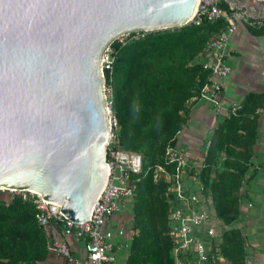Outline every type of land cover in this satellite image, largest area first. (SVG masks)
Segmentation results:
<instances>
[{"label": "water", "instance_id": "water-1", "mask_svg": "<svg viewBox=\"0 0 264 264\" xmlns=\"http://www.w3.org/2000/svg\"><path fill=\"white\" fill-rule=\"evenodd\" d=\"M196 1L0 0V186L93 220L111 162L102 52L133 30L188 24ZM221 1L264 18V0Z\"/></svg>", "mask_w": 264, "mask_h": 264}, {"label": "trees", "instance_id": "trees-1", "mask_svg": "<svg viewBox=\"0 0 264 264\" xmlns=\"http://www.w3.org/2000/svg\"><path fill=\"white\" fill-rule=\"evenodd\" d=\"M219 7L230 10L221 0ZM224 27L223 20H203L198 25L150 31L123 44L111 43L112 69L105 75L112 90L118 144L142 157L141 172L128 181L135 197L128 214L131 236L125 264H173L167 235V184L162 177L154 178V170L171 167L165 149L176 145L187 122L186 105L209 79L198 58ZM250 30L254 35L263 33V29ZM263 105L264 93L247 94L240 108L225 115L214 129L203 159V189L209 192L216 219L227 227L218 247L227 264H243L239 233L230 225L238 216L236 191L251 164L256 110ZM48 242L36 224L31 201L20 196L7 202L0 198V264H38L49 252Z\"/></svg>", "mask_w": 264, "mask_h": 264}, {"label": "built area", "instance_id": "built-area-1", "mask_svg": "<svg viewBox=\"0 0 264 264\" xmlns=\"http://www.w3.org/2000/svg\"><path fill=\"white\" fill-rule=\"evenodd\" d=\"M220 0H198L196 12L189 23L216 22L223 20L225 27L208 42L204 54L198 62L202 69L209 73L208 81L201 87L198 99L209 102L216 116L234 113L240 104L224 105L221 98L222 80L226 79L231 67L226 59V50L230 37L239 27L246 29H263L264 18L251 17L242 11L224 10L219 7ZM149 31L128 32L127 39H138ZM132 33V34H131ZM131 34V35H130ZM126 40L119 42L124 43ZM113 41H111L112 43ZM111 43L102 52L101 71L111 73L113 50ZM108 91L111 92V86ZM104 95V93H103ZM112 101L110 100L109 105ZM264 113V105L256 110ZM108 135L110 151V169L106 188L99 201L95 218L91 221L75 223L60 212L61 205L43 199L40 193L31 190L0 188L8 192L9 199L20 196L29 200L35 208L36 224L47 236L48 251L61 256L67 264H115L117 242L115 238L125 236V227L115 222V217L125 210L131 213L134 201V187L128 184L132 175L142 170V157L138 153L120 148L117 137V121L113 114L108 116ZM210 140L203 145V159ZM165 168L157 166L154 178L162 177L167 184L166 201L168 204L167 235L172 244L173 264H214L218 254L219 233L216 231L218 220L212 209L209 192L203 189L200 173L202 162L186 157L176 145L165 149ZM2 187V186H0ZM131 223V219L128 220ZM76 238L83 242L84 257L76 258L66 242L67 238ZM243 264H257L253 259L244 256Z\"/></svg>", "mask_w": 264, "mask_h": 264}, {"label": "crops", "instance_id": "crops-1", "mask_svg": "<svg viewBox=\"0 0 264 264\" xmlns=\"http://www.w3.org/2000/svg\"><path fill=\"white\" fill-rule=\"evenodd\" d=\"M261 16H264V7ZM256 14V13H255ZM226 59L231 67L229 76L222 80L221 98L224 105L240 104L249 93H264V35H254L250 29L239 27L230 37ZM187 122L178 133V146L189 159L202 162L203 145L214 129L224 118L216 116L212 105L197 97H193L186 105ZM256 138L252 146L251 164L243 181L236 191L238 198V216L230 227L239 233L243 254L253 259L257 264H264V113L259 114L256 126ZM221 161V160H220ZM221 168V162H219ZM125 227V236L117 237L116 262L125 264L130 235L127 234L129 221L121 222L115 217V222ZM227 227L218 221L216 231L219 242L222 232ZM72 254L82 259L84 257L83 242L74 237L66 239ZM220 256L214 264H227ZM38 264H67L61 256L47 253L44 260Z\"/></svg>", "mask_w": 264, "mask_h": 264}, {"label": "rangeland", "instance_id": "rangeland-1", "mask_svg": "<svg viewBox=\"0 0 264 264\" xmlns=\"http://www.w3.org/2000/svg\"><path fill=\"white\" fill-rule=\"evenodd\" d=\"M234 10H236V9H234ZM237 11L244 12L243 10H237ZM155 31H157V30H155ZM132 32H135V31H132ZM127 33H124V34L116 37L112 41L122 42V41L126 40L128 38V36L126 35ZM105 81H106V75L104 72V74H103V93H104V101H105V107H106V112H107V117H108L110 113L113 114L112 108H111L112 103H111V105H109L110 100L112 101V90H111V92L108 91V86L105 84ZM220 156H221L220 162H222L224 156L222 154ZM219 166H220V164H219ZM9 196H10V194H8V192H0V198L3 199L5 202L9 201ZM124 214H125V210L123 212L121 211L120 214L117 216V219H120L121 222H124V221L127 222L130 218L128 217V214H126V215H124ZM127 234H129L131 236L130 229H129V231H127Z\"/></svg>", "mask_w": 264, "mask_h": 264}, {"label": "bare ground", "instance_id": "bare-ground-1", "mask_svg": "<svg viewBox=\"0 0 264 264\" xmlns=\"http://www.w3.org/2000/svg\"><path fill=\"white\" fill-rule=\"evenodd\" d=\"M197 4H198V0L196 1V5H195V8L193 9V12H192V14H191V16L188 18V19H191L193 16H194V14H195V12H196V8H197ZM133 31H145V30H133ZM1 189H4V188H6V187H0ZM31 191H33V190H31ZM35 192V191H34ZM38 193V192H37ZM51 202V201H50ZM53 203H55V202H53Z\"/></svg>", "mask_w": 264, "mask_h": 264}]
</instances>
